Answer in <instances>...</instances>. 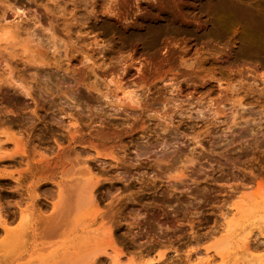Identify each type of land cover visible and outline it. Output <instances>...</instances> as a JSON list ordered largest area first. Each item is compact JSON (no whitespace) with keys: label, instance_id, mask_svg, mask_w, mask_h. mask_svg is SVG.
Masks as SVG:
<instances>
[{"label":"rangeland","instance_id":"1","mask_svg":"<svg viewBox=\"0 0 264 264\" xmlns=\"http://www.w3.org/2000/svg\"><path fill=\"white\" fill-rule=\"evenodd\" d=\"M102 18L115 27L97 28ZM8 25L0 264H25L41 247L43 260L32 264H112L113 250L122 264L150 255L192 264L194 252L236 246L221 218L236 219L241 198L264 191V69L231 72L228 84L202 62L225 53L222 35L263 66L264 0H0V27ZM153 41L163 47L152 51ZM116 43L130 47L114 51ZM88 140L108 142L99 151L110 156ZM57 154L89 166L91 195L83 183L58 189L59 169L41 164ZM92 210L101 233L86 245L79 219Z\"/></svg>","mask_w":264,"mask_h":264},{"label":"bare ground","instance_id":"2","mask_svg":"<svg viewBox=\"0 0 264 264\" xmlns=\"http://www.w3.org/2000/svg\"><path fill=\"white\" fill-rule=\"evenodd\" d=\"M13 11H14L13 12L14 14L16 13V15L23 16L21 14L23 13L24 10L20 9V7L14 8ZM16 17H18V16H16ZM98 18H101V17L99 16ZM107 18H102L100 20V22H98L96 27L97 28L101 27V26L115 27L116 24L114 25L112 23V21L107 19ZM15 23H17V22H14V24ZM12 24H13V22H12ZM9 26L10 25L0 27V37L3 36V38L6 40V42H8V40L12 37V35L9 32ZM14 26L16 27L17 25H14ZM14 26H11L13 29V30L11 29L12 31L15 30ZM91 27L93 29V26H91ZM112 29H114V28H112ZM12 34H13V32H12ZM94 39H96V38H94ZM94 39H92V41ZM225 40H226V37L222 36V35L218 38V41L223 43L222 47L223 48L227 47V50L225 51V53L223 55H221L220 57H217V58L204 59L203 62L201 61L202 66L204 68H206V67L214 68L216 75L220 76V78H222V80L224 79L226 81V83L228 82V84H230L229 82H231V81L233 82V79H236L233 77V74L231 73L234 71H237L238 73H241V74L243 73L246 76L252 72L255 75L261 77V75H262L261 71L257 72V70H259V68L264 69V65L260 66V67L256 66L254 63L255 61L254 60L252 61V59H249V56L246 55L248 53L245 54V53H241V52L237 51L236 49H234L233 47L228 45V42ZM96 41H97V39H96ZM6 42H4V43H6ZM95 42H91V43H95ZM98 43H100V42H98ZM0 45H1V42H0ZM149 46L151 47L152 51H156V49L159 48L160 44L157 41H153L152 43H150ZM126 47L128 48L130 46L127 43L126 44L116 43V48L114 49V51L124 49ZM111 53H113V51H111V50L108 51V49H107V52L105 54L111 55ZM114 53H113V55H114ZM103 55H102V57H103ZM104 56L107 57L106 55H104ZM237 72H235V73L238 74ZM220 78L216 79L217 82H215V83L207 84L208 88L212 87V86L217 87V85L220 86V84H219V82H221ZM117 81L118 80H116V83H117ZM208 88H206V89H208ZM88 142L92 143L89 146L92 149H94V152L97 155L103 156V157L104 156H110V154H106L104 152L99 151V146L100 147H107V145H109L108 142L103 141V140H102V142H95V141L88 140ZM0 147H1V145H0ZM58 155L59 154H57L55 159H53V160L45 158V159H43L42 163L40 162L41 164H44V166L47 167V169H51V170L55 169V168L59 169L60 177H62L63 180L59 179L55 182L58 189H60V191H61V188L64 185H69V186L75 187L72 189V191H74V189L78 188V186H80V184L82 185V183H83L84 185L81 189L82 192L85 191L86 193L88 192L91 195V193L93 192L92 187L95 184V180H93L94 174H93L92 170L89 168V166L87 164H85L82 167L76 168L75 167L76 163L75 164H74V162L72 163V159L66 160V158H64V159L60 158L59 160H57ZM41 164H39V165H41ZM77 164H78V162H77ZM63 177H65V178H63ZM83 178L85 180L89 179V178H91V179H90V181L85 182L83 180ZM82 180L84 182H82ZM34 187H35L34 190H32L34 193L33 195H35V193L37 191L36 186H34ZM69 191H71V190H69ZM66 192H68V191L66 190ZM249 198H251V197H249ZM232 211H235L238 214V217L236 219L229 218L228 216H229V213H231V212L223 213L222 218H221L222 223L220 222L222 224L221 225V227H222L221 232L225 233L226 238H228L230 236L234 237L236 239V246L232 250L226 249V250H222V251H220V250L210 251L208 249H205L203 253L202 252L201 253L200 252H197V253L194 252V254H196V255L194 257H189L187 259V263L213 264L218 259L219 262L216 264H264V247L262 246L263 248L262 247L258 248V245L256 246V244H254L251 241L252 240L251 239L252 238L251 237L252 232H254L255 236H258L264 240V191L262 192V194H258L255 197H253V199L251 198V199L246 200L245 197H242L241 203L234 206V209H232ZM94 214H95L94 210H92L88 217H82L81 219H79L80 222L78 221L81 224V227L83 229L82 230L83 231L82 232V239L84 240L86 245H87V243L89 244V242L91 244L93 239L94 238L97 239L96 236H98V234L100 235V233H101V228H100V226H98L96 224V219L94 218ZM7 222H6V217L2 213H0V228L3 231H6V229H7L6 228ZM79 223L77 225H80ZM254 225H255L256 229H254L255 231H252V229H253L252 226H254ZM23 237H25V236H23ZM27 237H29V235H26V238ZM24 239H23V241L28 240V239H25V240ZM224 242L225 241H223V243ZM25 243L22 242V244H25ZM227 243H228V241L225 242V245ZM82 246L83 245H81V248H82ZM78 248H80V246ZM46 249H47V247H41V248H38L35 250L33 249L32 254L26 260L25 264H32V263H36L37 261H42L44 258V255H45L44 251ZM79 251H80V249H79ZM106 253H108V255H109V252L106 251ZM145 255H146V253H145ZM150 256L146 257V259H144V260L141 259L142 261L138 260V262H136V263H133L132 262L133 260L129 258L131 261L129 260V262H127L126 264H157L156 263L157 257L156 258L155 257L150 258ZM161 256H162V254H159L158 258ZM109 257H110L112 264H122V260L120 259V256H118V252H116L115 250L112 251L111 256H108V258ZM89 259L90 260L92 259L89 262L90 264H98V263L100 264L101 263V262H99L100 260L97 258H94V257L91 258L90 257ZM95 259H97V260H95ZM85 263H86V261H85Z\"/></svg>","mask_w":264,"mask_h":264},{"label":"water","instance_id":"3","mask_svg":"<svg viewBox=\"0 0 264 264\" xmlns=\"http://www.w3.org/2000/svg\"><path fill=\"white\" fill-rule=\"evenodd\" d=\"M161 47H163V44H161V43H160V46H159V48H161Z\"/></svg>","mask_w":264,"mask_h":264}]
</instances>
